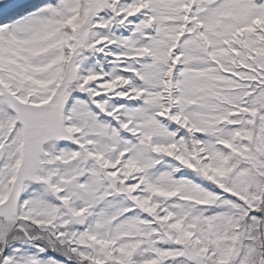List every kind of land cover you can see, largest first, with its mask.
I'll return each instance as SVG.
<instances>
[{"label": "snow or ice", "instance_id": "6c2138e0", "mask_svg": "<svg viewBox=\"0 0 264 264\" xmlns=\"http://www.w3.org/2000/svg\"><path fill=\"white\" fill-rule=\"evenodd\" d=\"M0 264H264V0H0Z\"/></svg>", "mask_w": 264, "mask_h": 264}]
</instances>
